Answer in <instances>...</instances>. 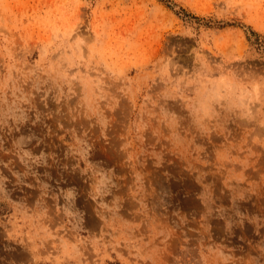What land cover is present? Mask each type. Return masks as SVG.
Instances as JSON below:
<instances>
[{
  "label": "rangeland",
  "instance_id": "374dc122",
  "mask_svg": "<svg viewBox=\"0 0 264 264\" xmlns=\"http://www.w3.org/2000/svg\"><path fill=\"white\" fill-rule=\"evenodd\" d=\"M0 264H264V0H0Z\"/></svg>",
  "mask_w": 264,
  "mask_h": 264
}]
</instances>
